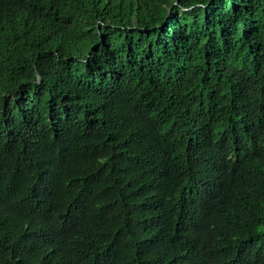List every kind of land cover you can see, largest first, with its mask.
<instances>
[{
	"label": "trees",
	"instance_id": "16d2710c",
	"mask_svg": "<svg viewBox=\"0 0 264 264\" xmlns=\"http://www.w3.org/2000/svg\"><path fill=\"white\" fill-rule=\"evenodd\" d=\"M0 264H264V0H0Z\"/></svg>",
	"mask_w": 264,
	"mask_h": 264
}]
</instances>
